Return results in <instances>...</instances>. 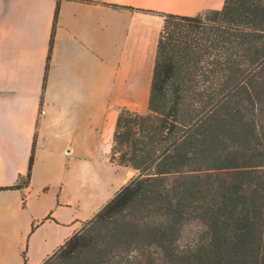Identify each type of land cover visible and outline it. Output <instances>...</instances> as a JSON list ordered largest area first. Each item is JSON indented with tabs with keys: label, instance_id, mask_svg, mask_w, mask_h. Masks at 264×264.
Segmentation results:
<instances>
[{
	"label": "trees",
	"instance_id": "trees-1",
	"mask_svg": "<svg viewBox=\"0 0 264 264\" xmlns=\"http://www.w3.org/2000/svg\"><path fill=\"white\" fill-rule=\"evenodd\" d=\"M131 10L163 21L147 113L122 108L112 135L109 162L136 176L43 264H264V0ZM35 146L0 191L29 185Z\"/></svg>",
	"mask_w": 264,
	"mask_h": 264
},
{
	"label": "crops",
	"instance_id": "crops-1",
	"mask_svg": "<svg viewBox=\"0 0 264 264\" xmlns=\"http://www.w3.org/2000/svg\"><path fill=\"white\" fill-rule=\"evenodd\" d=\"M0 0V264H43L136 172L109 162L122 108L147 113L162 18L196 16L224 0ZM123 174L97 202L89 171ZM90 188L94 189L90 194ZM32 225L34 229L32 230Z\"/></svg>",
	"mask_w": 264,
	"mask_h": 264
},
{
	"label": "rangeland",
	"instance_id": "rangeland-1",
	"mask_svg": "<svg viewBox=\"0 0 264 264\" xmlns=\"http://www.w3.org/2000/svg\"><path fill=\"white\" fill-rule=\"evenodd\" d=\"M134 176H136V174H134ZM123 179H124L123 174L111 176L105 172L102 173V172H99L97 170L96 171H93V170L89 171L90 182H94L95 184L100 185L99 186L100 191L98 190V192H97L98 194L96 197L97 202L102 201L105 198H107L108 196H110L111 194H113V192H115V190L118 189V187L121 184V182L123 181ZM93 190L94 189L90 188V194H92ZM81 227H82V225H81ZM58 256H59V254H56L50 260H48L45 264H58L57 263Z\"/></svg>",
	"mask_w": 264,
	"mask_h": 264
}]
</instances>
